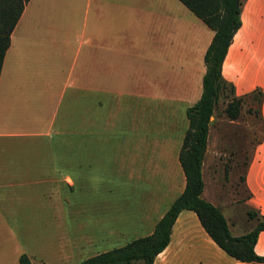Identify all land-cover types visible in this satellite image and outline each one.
Segmentation results:
<instances>
[{
	"label": "crops",
	"instance_id": "0c3cea01",
	"mask_svg": "<svg viewBox=\"0 0 264 264\" xmlns=\"http://www.w3.org/2000/svg\"><path fill=\"white\" fill-rule=\"evenodd\" d=\"M163 1L24 3L9 33L0 66V212L34 213L27 218L7 216L0 224L15 235L16 259L25 252L32 264H75L110 244L120 245L150 232L182 190L184 175L177 153L187 118L186 126L181 125L177 134L172 131L168 137H175L171 140L173 158L163 162L165 171L160 176L139 161L143 148L152 149V158L153 148L160 146L158 138H147L154 126L141 121L139 127L147 133L143 131L139 137L132 134L130 145L122 140L128 137V131L119 124L122 109L125 114L131 111L134 117L140 107L138 100H153L156 109L165 107L164 101H168L169 109L182 103L185 113V107L200 94L199 77L201 81L204 69L192 67L190 59L196 61L199 56L203 61L213 31H176L174 12ZM239 16L240 25L225 52L221 74L233 83L236 94L255 86L262 88L264 123V0H243ZM177 32L185 37L180 47ZM201 32L203 44L198 43ZM144 61L156 68L151 75L155 81L148 80L153 88L148 91L139 88L145 81ZM177 67L187 69L181 77L175 76ZM102 101H107V123L100 122L97 113ZM26 138L39 139L38 155L6 154L12 148L24 149L21 141ZM102 144L135 149L134 160L129 166L126 163L123 173L130 185L121 186V190L107 183V166L96 168L99 157L80 156L81 149ZM88 176L104 180L103 197L96 196L91 202L79 198V181ZM243 180L249 192L247 201L264 214V136L252 148ZM201 195L210 201L204 182ZM167 196L169 200L160 209ZM102 214H107L106 224ZM253 248L264 255V228L258 232ZM152 264L242 262L221 249L195 213L184 208L175 217L168 242Z\"/></svg>",
	"mask_w": 264,
	"mask_h": 264
},
{
	"label": "trees",
	"instance_id": "16d2710c",
	"mask_svg": "<svg viewBox=\"0 0 264 264\" xmlns=\"http://www.w3.org/2000/svg\"><path fill=\"white\" fill-rule=\"evenodd\" d=\"M26 1L0 0V66L9 43V33ZM179 1L213 31L203 53L204 71L201 75L200 94L192 104L185 107L187 126L177 153L184 175L183 188L155 221L150 232L132 237L123 244L90 254L75 264H152L155 255L168 242L175 217L184 208L192 210L208 236L242 264L264 262V255L256 253L253 248L258 232L264 228V214L255 206L248 207L246 213L254 220L253 225L240 234H232L218 206L201 195L203 188L201 165L207 133L211 116L220 98H225L222 112L228 120L239 118L244 103H249L251 106L248 105L246 110L255 112L259 116L264 136L261 116L262 88L255 86L249 91L236 94L233 83L221 74V63L225 52L233 33L240 25L239 13L243 0ZM247 164L248 161L246 167ZM17 262L32 264L25 252L18 254Z\"/></svg>",
	"mask_w": 264,
	"mask_h": 264
},
{
	"label": "rangeland",
	"instance_id": "374dc122",
	"mask_svg": "<svg viewBox=\"0 0 264 264\" xmlns=\"http://www.w3.org/2000/svg\"><path fill=\"white\" fill-rule=\"evenodd\" d=\"M163 3L166 6H169L174 12L175 18L173 26H175L176 31H210L209 27L206 26L199 17L195 16L179 0H166L163 1ZM149 29H151L150 24ZM176 41L178 47L184 44L185 37L182 32H177ZM204 41L205 37L201 32L198 43L203 44ZM190 61L192 63V67L200 69L202 67L204 69L201 57L197 56L196 61L193 59H190ZM154 70H156V68H154L151 63L144 61L145 81L143 85H139V88H143L144 91H148L150 88H153V86L150 85V81L148 83V80L149 78H152L153 81H155V77H151L152 73L155 74ZM167 70L168 69L165 68V71ZM186 70L187 69L184 67L175 68V76L181 77L183 72ZM127 86L125 85V88H127ZM159 86H161V88L165 87V85ZM224 99L225 98L219 99L211 116L212 120L209 124L207 144L203 157L202 178L205 184V196L221 210L230 232L232 234H240L249 229L254 223V220L248 217L246 213V209L253 205L247 201L249 192L244 184L243 175L254 144L263 136V126L259 116L255 112L246 110V107L250 105L249 103H244L239 118L234 121L226 119L222 112V107L225 101ZM138 102L140 103V107L134 111V117L131 115V111H128L127 114H125L122 109V112L120 113L119 124L123 130L128 131V137L123 138L122 140L130 142V136L132 134L139 137L144 133H147V131H144L145 129L139 127L142 125L141 121L143 123H147L149 126L150 124L151 126L153 125L154 131L148 132L147 138L149 140H156L158 138L160 140V146L153 148L155 153L153 152L152 158H150L152 149L143 148V151L139 156L142 160L139 161L144 165V167L156 171V175L159 174L158 176H160L165 171L162 168L163 162L165 161L169 163L171 158H173V151L175 147L173 143H171V140L175 141V137L172 139L168 137H171L172 131H175L177 134L181 125L184 127L186 126L184 109H181L182 103L179 104L178 102L177 105H174V107H171L170 109L167 107L168 101H164L166 106H161L160 109H156L153 105V100L147 98L142 101L138 100ZM252 107H254V104H252ZM97 110V113L100 116V122L107 123V101H102L101 106H98ZM132 123H137L138 126H134ZM131 128L135 129L134 133L131 132ZM168 128H170L169 136L167 132ZM172 136H175V133ZM107 139L110 140L111 137L107 136ZM16 142L19 141L16 140ZM21 142H23L22 144H25L24 149L12 148L8 150L6 154H39V139L35 140L34 138H26ZM166 143L172 144L169 149H166ZM18 147L21 146L18 145ZM171 147L173 148L171 149ZM124 148L125 147L122 145L120 147L107 148V145L102 144L101 146L94 147L92 149H81L80 156H97L96 158L98 160L101 159V161L96 162V168L100 169L107 166V183L113 184L114 188L118 187L121 190V186L126 185L127 187V185H130V180L125 182V178H123V173L125 172L124 166L127 167L126 163H128L129 166L130 163L133 162L134 158L132 153L135 151V149H132L131 147H128V149ZM166 150L169 152L167 153ZM164 151L166 152V156ZM157 152L158 155L156 154ZM140 162L139 164H141ZM93 175H95V173ZM88 178L89 179L85 180L80 179L79 181L80 188L82 190L80 191L79 198L83 200L87 199V201L89 200L91 202L96 196L103 197L104 180L102 178L99 180L90 179V176H88ZM90 187L92 188L90 189ZM117 196L119 197V195ZM110 198L113 199L115 197ZM169 198L170 197L167 196V198L162 200L159 206L160 209L163 208ZM95 203H92V205H95ZM121 213H123V211H121L120 214ZM15 214H19L21 217L26 216V218L29 217V214L34 215L33 212L30 213L27 211L19 213L0 212V224H3L2 222L7 220V216L16 217ZM104 215L105 214H102L101 216ZM127 215L130 216V211L127 212ZM104 220L106 224L107 214L105 215ZM114 245L110 244L109 247ZM15 248L18 249L15 235L11 236L10 229L6 226H0V264H18L16 257L13 256Z\"/></svg>",
	"mask_w": 264,
	"mask_h": 264
}]
</instances>
